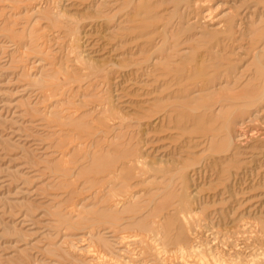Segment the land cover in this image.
Here are the masks:
<instances>
[{
	"label": "rangeland",
	"instance_id": "obj_1",
	"mask_svg": "<svg viewBox=\"0 0 264 264\" xmlns=\"http://www.w3.org/2000/svg\"><path fill=\"white\" fill-rule=\"evenodd\" d=\"M255 115L264 0H0V264H259Z\"/></svg>",
	"mask_w": 264,
	"mask_h": 264
},
{
	"label": "bare ground",
	"instance_id": "obj_2",
	"mask_svg": "<svg viewBox=\"0 0 264 264\" xmlns=\"http://www.w3.org/2000/svg\"><path fill=\"white\" fill-rule=\"evenodd\" d=\"M242 17H243V16H242ZM205 18H207V15H205ZM210 18H211V17H209V19H210ZM244 18H245V17H244ZM209 19H208L207 21H209ZM240 19H241V18H240ZM246 19H248V18H245L244 21H245ZM232 21H233V20H232ZM232 21H231V22H232ZM236 21H237V20H236ZM193 22H194V21H193ZM243 23H245V22H243ZM239 24H240V23H239ZM241 24H242V22H241ZM241 24L238 26L239 28L241 27ZM192 25H193V23H192ZM232 25H233V24H232ZM224 26H225V25H224ZM142 28H143V27H142ZM222 28H223V26H222ZM216 29H217V28H216ZM230 29H231V28H230ZM232 29H233V28H232ZM224 31H225V30H224ZM238 31H240V30H238ZM231 32H233V31H231ZM235 32H236V31H235ZM237 33H238V32H237ZM231 34H232V33H231ZM234 35H235V34H234ZM221 40H222V39H221ZM233 40H234V39H233ZM237 40H239V38H238ZM216 42H217V41H216ZM216 42H215V43H216ZM221 43H222V42H221ZM237 43H238V42H237ZM211 44H212V43H211ZM215 45H216V44H215ZM216 46H217V45H216ZM239 46H240V45H239ZM241 47H242V46H241ZM216 48H218V47H216ZM243 48H244V47H243ZM238 49H239V48H238ZM245 49H246V48H245ZM223 50H224V49H223ZM235 50H236V49H235ZM242 50H243V49H242ZM218 51H221V49L218 50ZM218 51H217V53H218ZM243 51H244V50H243ZM214 52H215V51H214ZM234 52H235V51H234ZM221 53H222V52H221ZM236 53H237V52H236ZM236 53H234V54H236ZM238 54H239V53H238ZM171 56H172V55H171ZM167 57H168V56H167ZM168 58H169V57H168ZM216 58H217V57H216ZM166 59H167V58H166ZM227 59H228V58H227ZM219 62H220V61H218L217 63H219ZM221 64H222V63H221ZM233 65H234V64H233ZM220 67H221V66H220ZM230 67H231V66H230ZM190 68H191V67H190ZM229 70H230V69H229ZM129 72H130V71H129ZM221 73H222V72H221ZM217 75H219V74H217ZM217 75H216V76H217ZM220 75H221V74H220ZM234 75H235V73H234ZM232 76H233V75H232ZM236 77H237V76H236ZM221 78H222V75H221ZM235 79H237V78H235ZM227 80H228V79H227ZM227 82H228V81H227ZM236 83H237V82H236ZM231 84H232V83H231ZM231 84H230V85H231ZM234 84H235V81H234ZM232 85H233V84H232ZM231 87H232V86H231ZM234 88H235V87H234ZM231 89H232V88H231ZM231 89H229V90H231ZM219 90H220V89H219ZM234 91H235V90H234ZM216 93H217V92H216ZM234 93H235V92H234ZM254 94H255V93H254ZM248 97H250V96H248ZM246 98H247V97H246ZM254 99H255V98H253V100H254ZM258 99H259V98H258ZM255 100H256V99H255ZM252 102H253V101H252ZM255 102H257V101H255ZM249 103H250V102H249ZM253 103H254V102H253ZM253 103H252V104H253ZM256 111L258 112V110H256ZM253 114H254V112L252 113V115H253ZM259 114H260V113H259ZM255 117H256V115L253 116L252 118H250L249 121H245V122H243V123L239 126V131H240V133L236 135V138H237V139H236V142H237L238 145H242V146L246 145V147H247V145L250 143L251 139H253L254 136H255V137L260 136V141H263V140H264V130H263V129H260V128H259V129H255L256 131L251 132V133H249V131H244V130H243V128L246 126L247 122H250V121L253 122V121L256 120ZM243 125H244V126H243ZM262 127H263V126H262ZM237 129H238V128H237ZM237 129H236V131H237ZM233 138H234V137H233ZM230 139L232 140V143H233V139H232V138H230ZM252 141H253V140H252ZM252 141H251V142H252ZM236 142H235V143H236ZM249 145H250V144H249ZM236 148H238V147H236ZM241 148H242V147H241ZM258 148H259V147H258ZM258 148H257V149H258ZM255 149H256V148H255ZM257 149H256V150H257ZM261 149H262V148H261ZM236 150H237V149H236ZM246 150H247V149H246ZM250 150H251V148H250ZM252 150H253V149H252ZM259 151H260V150H259ZM263 152H264V151H262V153H263ZM260 153H261V152H260ZM260 153H259V154H260ZM262 153H261V154H262ZM263 157H264V156H263ZM130 163H133V164H134V161H133V162H130ZM137 163H138V161H137ZM143 163H144V162H143ZM136 165H137V164H136ZM140 165H141V163H140ZM142 166H143V165H142ZM144 166H145V165H144ZM145 167H146V166H145ZM190 194H191V193H190ZM133 198H134V197H133ZM131 200H132V199H131ZM184 201H185V200H184ZM188 201H189V200H188ZM119 203H120V201H119ZM121 203L125 204L126 201H125V203H124V202H121ZM150 203H151V202H150ZM184 203H185V202H184ZM184 203H183V204H184ZM80 204H81V203H80ZM116 204H117V203H116ZM116 204H114V205H116ZM190 204H191V203H190ZM120 206H121V205H120ZM120 206H119V208H120ZM180 206H181V204H180ZM184 206H186V205H184ZM178 207H179V206H178ZM188 207H189V206H188ZM113 208H115V206H114ZM153 208H154V207H153ZM154 209H155V208H154ZM180 209H181V208H180ZM189 209H190V207H189ZM120 211H121V210H120ZM150 212H151V211H150ZM182 212H183V211H182ZM184 212H185V211H184ZM189 212H190V211H189ZM192 212H193V210H191V213H192ZM185 213H186V212H185ZM152 214H153V211H152ZM186 214L188 215L189 213H186ZM196 214H197V213H195V215H196ZM149 215H151V214H149ZM157 215H158V212H157ZM181 215L183 216V213H182ZM189 215H191V214H189ZM193 215H194V214H193ZM195 215H194V216H195ZM155 216H156V215H155ZM155 216H154V217H155ZM161 216H162V215H161ZM182 216H181V217H182ZM150 217H151V216H150ZM159 217H160V215H159ZM159 217H158V218H159ZM162 217H163V216H162ZM184 217H185V216H184ZM192 217H193V216H192ZM192 217H191V218H192ZM160 218H161V217H160ZM195 218H196V217H195ZM202 218H204V217L202 216ZM147 219H149V218H147ZM156 219H157V218H156ZM184 219H185V222L187 223L186 218H184ZM193 219H194V217H193ZM198 219H199V218H198ZM200 219H201V218H200ZM204 219H205V221H206V218H204ZM161 220H162V218L160 219V222H161ZM202 220H203V219H202ZM207 220H208V219H207ZM151 221H152V220H151ZM198 221H200V220H198ZM198 221L195 222L197 225H199V223H200V222L198 223ZM147 222H148V221H147ZM162 222L164 223V221H162ZM182 222H183V221H182ZM150 223H151V222H150ZM153 223H154V222H153ZM195 223H194V225H195ZM203 223H204V222H203ZM156 224H157V223H156ZM190 224H191V223H190ZM205 224H206V223H205ZM145 225H147V224H145ZM154 225H155V224H154ZM154 225H153V228H154ZM157 225H158V224H157ZM161 225H162V224H161ZM179 225H180V224H179ZM197 225H196V226H197ZM241 225H242V224H241ZM245 225H246V224H245ZM245 225L242 226V227H243L242 229H244L245 231L248 230V228H250V227H251L250 229H252V226H251L252 223H251L250 227H249L248 225H247V226H245ZM190 226H191V225H190ZM203 226H205V225H203ZM238 226H239V225H238ZM255 226H257V225H255ZM156 227H157V226H156ZM160 227H161V226H160ZM180 227H182V226H180ZM197 227H198V226H197ZM201 227H202V226H201ZM239 227H240V226H239ZM239 227H238V230H239ZM110 228H111V227H110ZM110 228H109V229H110ZM193 228H194V227H193ZM195 228H196V227H195ZM160 229H161V228H160ZM250 229H249V230H250ZM253 229L256 230V229H258V228H253ZM90 230H91V229H90ZM147 230H148V229H147ZM155 230H156V229H155ZM155 230H154V231H155ZM191 230H192V229H191ZM198 230H199V228H198ZM249 230H248V231H249ZM260 230H261V229H260ZM154 231L151 230V231H149V232H151V233L153 232V233H152L153 238H154L156 241H160V238H161V237L158 238L160 235L155 234ZM157 231L159 232V229H157ZM188 231H189V230H188ZM192 231H193V230H192ZM195 231H196V230H195ZM89 232H90V234L88 233L89 235H86L87 237H85V239H84V240H87V241H88V244H87V245H88V250H87V251H91V252H92V255H94L95 259H97V252L99 251V253H100V250L97 249V245H96V242H95V240H94V237H95L94 233H93L92 231H89ZM169 232H170V231H169ZM171 232H172V231H171ZM182 232H183V231H182ZM182 232H179V233L181 234ZM189 232H190V231H189ZM193 232H194V231H193ZM237 232H239V231H237ZM249 232H250V231H249ZM249 232H248V233H249ZM251 232H252V231H251ZM254 232H255V231H254ZM162 233H163V232H162ZM188 234H189V233H188ZM194 234H195V232H194ZM243 234H244V232H243ZM246 234H247V233H246ZM249 234H250V233H249ZM249 234H247V235H249ZM142 235H143V234H142ZM147 235H149V233H148ZM161 235H162V234H161ZM170 235H171V234H170ZM170 235H169V237H170ZM191 235H192V237L195 236V235H193L192 233H191ZM196 235H197V234H196ZM200 235H201V234H200ZM237 235H238V234H237ZM255 235H256V234H254V235H252V236L254 237ZM259 235H260V234H259ZM131 236H132V235H131ZM165 236H166V235H165ZM174 236H175V235H174ZM176 236H177V235H176ZM197 236H198V235H197ZM234 236H235V235H234ZM239 236H240V235H239ZM242 236H245V234L242 235ZM261 236H262V234H261ZM261 236H259V237H261ZM263 236H264V235H263ZM128 237H129V236H128ZM156 237H157V238H156ZM179 237H180V236H179ZM228 237H229V236H228ZM236 237H237V236H236ZM105 238H106V237H105ZM133 238H134L133 240H135V241H136V240H137V241H138V240L140 241L141 239H142V240H144V239L146 240L147 237H144V235L140 237L139 234H138V235L135 234ZM175 238H176V237H175ZM187 238H188V237H186V240H187ZM230 238H231V237H230ZM245 238H246V237H245ZM245 238H244V239H245ZM251 238H252V237H251ZM262 238H263V237H262ZM118 239H119V238H118ZM126 239H127V237H124V235H123V237H122V241H123V243L126 242ZM147 239H148V238H147ZM189 239H190V238H189ZM191 239H192V238H191ZM196 239H197V238H196ZM198 239H199V238H198ZM218 239H219V237H218ZM218 239H217V240H218ZM226 239H227V237H226ZM242 239H243V238H242ZM248 239H249V238H248ZM255 239H256V236H255ZM82 240H83V239H82ZM120 240H121V239H120ZM142 240H141V241H142ZM151 240H152V239H151ZM175 240H177V238L174 239V241H175ZM178 240H179V244L183 243V244H185V246L187 245L185 239H182V240L185 241V243H184V242H181V241H180V238H178ZM215 240H216V239H215ZM217 240H216V241H217ZM236 240H237V239H236ZM249 240H250V239H249ZM249 240H248V241H249ZM253 240H254V239H253ZM129 241H131V240H129ZM199 241H200V240H199ZM230 241H231V240H230ZM246 241H247V240H246ZM254 241H255V240H254ZM132 242H133V241H132ZM148 242H149V240H148ZM151 242H153V241H151ZM151 242H149V243L151 244ZM161 242H162V241H161ZM163 242H164V241H163ZM177 242H178V241H177ZM180 242H181V243H180ZM209 242H210V241H209ZM209 242H208V243H209ZM135 243H136V242H135ZM142 243H143V242H142ZM155 243H156V242H155ZM198 243H200V242H198ZM211 243H212V242H211ZM214 243H215V241H214ZM234 243H236V241H235ZM237 243H238V242H237ZM244 243H245V242H244ZM244 243H243V244H244ZM247 243H249V242H247ZM126 244H127V243H126ZM156 244H157V243H156ZM156 244H155V245H156ZM163 244H164V243H163ZM163 244L159 242V246H158V248H156V250L153 249V250H155L154 253H156L157 256H161L162 253L164 254V253L167 252V250H166V248H165V245H163ZM173 244H174V242L172 241V244H171V245H173ZM179 244H178V245H179ZM183 244H182V245H183ZM190 244H191V243H190ZM196 244H197V243H196ZM196 244H195V245H196ZM230 244H231V243H230ZM153 245H154V244H153ZM174 245H175V244H174ZM174 245H173V246H174ZM199 245H201V244H199ZM206 245H207V244H206ZM220 245H221V244H220ZM241 245H242V244H241ZM150 246H152V245H150ZM175 246H176V248H177V245H175ZM179 246H180V245H179ZM179 246H178V248H181V247H179ZM183 246H184V245H183ZM208 246H209V244H208ZM237 246H238V245H237ZM152 247H153V246H152ZM168 247H169V246H168ZM189 247H190V246H189ZM192 247H193V244H192ZM200 247H201V246H200ZM210 247H211V246H210ZM230 247H231V246H230ZM239 247H240V246H239ZM239 247H238V248H239ZM249 247H250V246H249ZM114 248H115V247H114ZM114 248H113V249H114ZM169 248H170V247H169ZM212 248H213V245H212ZM233 248H234V247H233ZM233 248H231V249H233ZM236 248H237V247H236ZM238 248H237V249H238ZM247 248H248V247H247ZM259 248H260V247H259ZM151 249H152V248H151ZM151 249H150V251H151ZM241 249H242V247H241ZM176 250H178V249H176ZM176 250H175V251H176ZM184 250H185L186 253H187V250H188V249L186 250L184 247H182L180 251H184ZM190 250H191V249H190ZM217 250H218V249H217ZM217 250H216V251H217ZM234 250H235V249H234ZM243 250H244V248H243ZM243 250H242V251H243ZM245 250H246V249H245ZM245 250H244V251H245ZM258 250H259V249H258ZM261 250H262V249H261ZM261 250H259L260 253H261ZM175 251H173V252L175 253V255H180V254H178V251H177V252H175ZM193 251H194L195 253L198 254L199 246H198V245L195 246V247L193 248ZM193 251H192V252H193ZM212 251H213V250H212ZM212 251H211V252H212ZM216 251L214 250V252H216ZM235 251H236V250H235ZM242 251H241V252H242ZM211 252H210V253H211ZM217 252H218V251H217ZM227 252H228V251H227ZM241 252L239 251V253H241ZM249 252H251V251H249ZM102 253H104V252H102ZM174 253H173V254H174ZM180 253H181V252H180ZM182 253H183V252H182ZM195 253H194V254H195ZM202 253H203V252H202ZM218 253H221V252H218ZM218 253H216V255H217ZM233 253H234V251H233ZM243 253H244V252H243ZM254 253H255V252H254ZM105 254H106V253H105ZM141 254H142V253H141ZM156 254H155V256H156ZM166 254H167V253H166ZM200 254H201V253H200ZM224 254H226V253H224ZM230 254H231V253H230ZM236 254H238V253H236ZM236 254H234V255H236ZM103 255H104V254H103ZM106 255H107V254H106ZM164 255H165V254H164ZM164 255H163V256H164ZM185 255H186V254H185ZM221 255H222V254H221ZM234 255L232 254L233 258H234ZM246 255H248V254H246ZM263 255H264V254H263ZM98 256H99V255H98ZM153 256H154V255H153ZM155 256H154V258H155ZM212 256H213V255H212ZM214 256H215V255H214ZM219 256H220V255H218L217 257L215 256V258L213 257L212 260H210V259H208V258H207V259L205 258L206 260L201 259V258H200V259H197V258H198V256H197V258H196L197 260H194V259H193L194 261H192L191 258H190L191 260H190V259H188V260H187V259H184V258H182L183 256H182V257H181V256H180V257H179V256H175V257H176V259H178L179 261H182V264H183V262L186 263V264H243V263H240V262H239V263L235 262L234 260H232V258H231V260H225V259L222 258V257H221L222 259H220ZM229 256H230V255H229ZM232 256H230V257H232ZM237 256L239 257V255H237ZM237 256H236V257H237ZM240 256H241V255H240ZM248 256H249V255H248ZM101 257H102V256H101ZM101 257L99 256L98 258L101 259ZM173 257H174V256H173ZM191 257H192V256H191ZM194 257H195V256H194ZM202 257H204V254H203ZM205 257H206V256H205ZM225 257H226V255H225ZM230 257H229V258H230ZM244 257H245V255H244ZM249 257H250V256H249ZM168 258H170V256H168ZM168 258H166L167 261H168ZM187 258H189V257H187ZM211 258H212V257H211ZM240 258H241V257H240ZM240 258H239V259H240ZM242 258H243V257H242ZM245 258H246V257H245ZM250 258H251V260H250V259L247 260V261H246V264H247L248 261H249V262H253V264H258V262H256L255 260H254V261L252 260V255H251ZM162 259H164V258H162ZM162 259H161V260H162ZM226 259H227V258H226ZM234 259H235V258H234ZM239 259H238V261H239ZM247 259H248V258H247ZM121 260H122V259H121ZM152 260H155V259H152ZM159 260H160V258H159ZM159 260H157V261H159ZM161 260H160L159 262H161ZM169 260H170V259H169ZM173 260H174V259H173ZM189 260H190L191 262H190ZM243 260H244V259H243ZM162 261H163V260H162ZM167 261H166V262H167ZM170 261H171V260H170ZM236 261H237V260H236ZM244 261H245V260H244ZM127 262L129 263V261H127ZM130 262H131V261H130ZM145 262H146V261H145ZM147 262H148V261H147ZM163 262H165V261H163ZM171 262H172V261H171ZM118 263H119V262H118ZM128 263H127V264H128ZM131 263H132V262H131ZM172 263H173V262H172ZM174 263H175V261H174ZM176 263H177V261H176ZM180 263H181V262H180ZM132 264H133V263H132ZM143 264H145V263H143ZM146 264H147V263H146ZM177 264H179V263H177ZM248 264H250V263H248ZM259 264H264V259H263V260H260V259H259Z\"/></svg>",
	"mask_w": 264,
	"mask_h": 264
}]
</instances>
